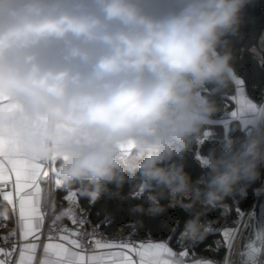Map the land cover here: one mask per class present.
<instances>
[{
  "label": "clouds",
  "instance_id": "9594fccd",
  "mask_svg": "<svg viewBox=\"0 0 264 264\" xmlns=\"http://www.w3.org/2000/svg\"><path fill=\"white\" fill-rule=\"evenodd\" d=\"M250 2L0 0L6 155L55 162L63 186L90 203L126 184L146 194L133 213L159 215L167 199L186 213L179 242H203L215 230L207 212L227 215L264 171V106L238 109L253 115L243 135L201 151L222 113L215 97L240 79L230 38ZM250 52L264 63V44ZM194 150L195 179L185 164Z\"/></svg>",
  "mask_w": 264,
  "mask_h": 264
},
{
  "label": "snow or ice",
  "instance_id": "6c2138e0",
  "mask_svg": "<svg viewBox=\"0 0 264 264\" xmlns=\"http://www.w3.org/2000/svg\"><path fill=\"white\" fill-rule=\"evenodd\" d=\"M235 86L238 98L233 99L241 108L255 106L245 97L241 79L235 81ZM4 99L0 97V102ZM232 115H237V111H232ZM6 143V138L0 135V221L12 222L13 227L0 235V264H188V250L176 253L165 243L141 242L137 246L130 242L105 240L98 233L100 225L93 227L91 232L82 231L87 221L77 219L71 208L61 215L69 217L77 225L76 230L59 235L61 242H52L54 237L49 235V242L42 245V255L38 257L45 221V212L41 209V182H52L56 189L64 186L55 174V162L11 159L5 152ZM10 183L13 190H6ZM143 193L144 190L139 189L133 193V198H140ZM48 195L51 198V189ZM77 195V192L69 191L66 200L75 203ZM5 204L11 206V212L4 207ZM49 204H52L51 199ZM13 217H16L15 220ZM60 219L61 216H56L52 224ZM5 227L7 224H0V228ZM64 232L68 233V230ZM235 232V228L222 231L225 246L231 245ZM223 264H230V259L226 257Z\"/></svg>",
  "mask_w": 264,
  "mask_h": 264
},
{
  "label": "trees",
  "instance_id": "16d2710c",
  "mask_svg": "<svg viewBox=\"0 0 264 264\" xmlns=\"http://www.w3.org/2000/svg\"><path fill=\"white\" fill-rule=\"evenodd\" d=\"M243 20L240 25L239 34L231 37V49L234 54L233 66L237 76L243 81V87L246 94L253 100H261L264 98V63L258 62L251 54L250 49L253 46L261 45L264 42V0H251V2L243 10ZM236 86L233 85L227 90V94L215 97L218 105L222 109L219 118L226 112L235 108V102L231 96L235 93ZM218 118V119H219ZM214 136L209 142H206L201 151L206 152L210 147L222 144L228 136L243 135L242 129L247 126H242L239 120L232 119L228 122L217 121L211 126ZM186 171H188L193 179L201 174V167L195 154V150L189 153L185 159ZM260 179L248 186L246 193L238 194L228 200L232 205L233 200L237 199L242 206H252L258 190ZM118 191L116 196H103L92 204L84 198L79 192V202L82 207H86L93 219H104V230L112 235L128 231L136 227L137 233L150 231L157 237L169 236L173 228L178 225L173 232L171 245L177 246L179 243L178 236L183 221L186 218V213L181 207H168V200L160 201L165 206V210L159 215H149L144 212L133 213L132 209L136 205L148 207L145 192L140 198H133V193L130 185L126 184L122 189H113ZM66 190H58L55 194V200L58 207H63L67 200L65 199ZM233 213V212H232ZM223 215L219 210H210L205 216L206 220L214 221V226L222 221ZM131 223L133 226L128 227ZM245 228V227H244ZM243 228V229H244ZM244 231V230H243ZM222 234L213 232L208 237L199 243L197 250L214 256L222 257L226 254V247L221 246ZM239 254V251H238ZM238 263V258H237Z\"/></svg>",
  "mask_w": 264,
  "mask_h": 264
},
{
  "label": "built area",
  "instance_id": "2783aa9c",
  "mask_svg": "<svg viewBox=\"0 0 264 264\" xmlns=\"http://www.w3.org/2000/svg\"><path fill=\"white\" fill-rule=\"evenodd\" d=\"M255 104L257 106H264V98L261 100H257L255 101ZM220 119L222 120H229L230 119V113L229 110L226 111L221 117ZM57 165L55 164V167ZM55 177H53L54 180ZM54 186V184L52 182H48V181H42L41 182V189L42 190H46V189H52ZM6 190H13L12 189V185L11 183L8 185V188ZM90 203V202H89ZM92 204V203H90ZM71 208L72 212L75 214V216L77 217V219L80 218H84L87 223H85L83 225V228L81 229L82 231H88L91 232L93 227L100 225V228L98 229V233L99 235L104 238L105 240H114V241H122V242H130L132 244L135 245H139L141 242L145 243V242H149V241H162L164 243L167 244H171V240H172V236H173V232L176 228H178V225H176L173 228L172 233L169 236L166 237H157L154 234H152L150 231H145L144 233H137V228L133 227L132 229L128 230V231H124L121 232L119 234L116 235H112L107 233L104 228H103V223H104V219H99V220H95L92 218V216L90 215L89 210L86 207H82L80 202H79V198H77L75 200V203L72 202H67L62 208L61 211L59 213V215L61 216V219L59 221L56 222L55 225L52 224V221L55 220V218H53V210L51 208L50 204L45 205L44 207V212H45V221H44V227L42 229L43 235H42V240H46L48 239L49 235H52L54 237V240H59L58 236L61 234H70L71 231L76 230L77 225H74L71 221V219L67 216H62L61 214L67 210ZM232 212L230 211L227 215H223L222 221L214 226V232L217 233H222V231L225 228H235L238 229L240 227L243 226L244 222H247V218L251 209V206H242L241 203L235 199L233 200V205H232ZM0 224H7V227L5 228H0V235L5 234L9 229L8 227V221H0ZM49 229H51V232L49 231ZM67 229L68 233H65L64 230ZM22 243V241H20ZM198 244L195 245H191V246H185L182 243H178L177 246H173L174 250L176 253H179L181 251L184 250H188V257L186 258L188 261L194 260L196 258H205L207 260H211V261H215L217 262V264L222 263L225 258H226V254H224L222 257H218V256H214L205 252H200L197 250V246ZM221 246L226 247L225 246V242L222 241ZM89 252H91V250H89Z\"/></svg>",
  "mask_w": 264,
  "mask_h": 264
},
{
  "label": "water",
  "instance_id": "95a60500",
  "mask_svg": "<svg viewBox=\"0 0 264 264\" xmlns=\"http://www.w3.org/2000/svg\"><path fill=\"white\" fill-rule=\"evenodd\" d=\"M237 264H264V171L239 241Z\"/></svg>",
  "mask_w": 264,
  "mask_h": 264
},
{
  "label": "crops",
  "instance_id": "0c3cea01",
  "mask_svg": "<svg viewBox=\"0 0 264 264\" xmlns=\"http://www.w3.org/2000/svg\"><path fill=\"white\" fill-rule=\"evenodd\" d=\"M244 94H245V97H246L247 99H249L251 102H254V103H255V100L251 99V98L246 94L245 88H244ZM233 97H237V98H238V93H237V91H236V88H235V93L231 96V98L233 99ZM233 100H234V102H235V108L229 111V113H230V119H229V120H222V119L219 118L217 121L228 122V121H230V120H232V119H237V120L240 121V123L242 124V126L245 127V126H247L248 121H250V120L253 118V115H252L251 113L247 112V111L240 112L239 114H237V115H235V116L232 115V111H237L238 109L241 108V105L238 104V103L236 102V99H233ZM0 135H3V133L0 132ZM3 136H4V135H3ZM13 180H14V177H13ZM62 189H65V190H66L65 199H66V196H67V194H68L69 191H75V192L79 193V191L76 190V189L68 190L66 187H63ZM49 190H50V189H46V190H42V189H41V194H40V198H41V209L44 210L45 205L49 204V202H46V200L51 199V200H52L51 208H52V210L54 211L53 218H55L56 216L59 215V213H60V211H61V208H62V207H58V204H57V202H56V200H55V194H56V192H57L58 190H61V189H56V188L53 186V188L51 189V191H52V196H51V198H50L49 195H48ZM77 198H79V195H77L76 199H77ZM67 202H68V201H67ZM4 207H5L9 212H11V206H10V205H6V204H5ZM17 216H18V202H17ZM59 216H60V215H59ZM15 218H16V217H13V220H15ZM8 227H9V228H12V227H13V223L8 221ZM240 230H241V231H240ZM243 230H244V229H242V227L236 229V232H235V234H234V236H233L232 243L234 244V241L236 242V243H235V245H236V246H235V251H237V250L239 251V241H240L241 235H242V233H243ZM222 241H224L223 237H222ZM48 242H49L48 239H46V240H42V236H41V241H40V243H41V248L38 249V257H39L40 255H42V251H43V249H42V245H43L44 243H48ZM52 242H61V241H59V240H54V239H53ZM65 243H66V242H65ZM145 243H164V242H162V241H154V242H153V241H152V242L149 241V242H145ZM232 243H231V245H232ZM165 244H167V243H165ZM167 245H168V246H169V247L175 252L174 247H173L171 244H167ZM137 246H138V245H137ZM235 251H233L232 254H228V255H226V257H228V258L230 259V264H235V260H234V259H235ZM89 254H91V252H89ZM165 258H167V257H165ZM134 259H137V260H138V257H135V256H134ZM192 261H193V260L188 261V264H191ZM223 262H224V261H223ZM223 262H222V263H219V264H223Z\"/></svg>",
  "mask_w": 264,
  "mask_h": 264
},
{
  "label": "rangeland",
  "instance_id": "374dc122",
  "mask_svg": "<svg viewBox=\"0 0 264 264\" xmlns=\"http://www.w3.org/2000/svg\"><path fill=\"white\" fill-rule=\"evenodd\" d=\"M261 44H264V42L262 41V43ZM245 225H246V222H244L243 223V226H242V229L245 227ZM241 231V230H240ZM235 241H234V244L232 243V245H230V246H227V249H226V255H228V254H232L233 253V251H235ZM237 258H238V250L237 251H235V264H237Z\"/></svg>",
  "mask_w": 264,
  "mask_h": 264
}]
</instances>
